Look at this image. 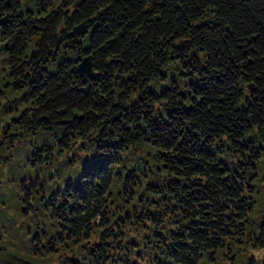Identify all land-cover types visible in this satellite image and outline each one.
I'll use <instances>...</instances> for the list:
<instances>
[{
  "label": "trees",
  "instance_id": "16d2710c",
  "mask_svg": "<svg viewBox=\"0 0 264 264\" xmlns=\"http://www.w3.org/2000/svg\"><path fill=\"white\" fill-rule=\"evenodd\" d=\"M35 2L0 0V264H264V0Z\"/></svg>",
  "mask_w": 264,
  "mask_h": 264
},
{
  "label": "rangeland",
  "instance_id": "374dc122",
  "mask_svg": "<svg viewBox=\"0 0 264 264\" xmlns=\"http://www.w3.org/2000/svg\"><path fill=\"white\" fill-rule=\"evenodd\" d=\"M35 0H24V6L23 8L25 9L26 4H29V7L33 9V6L35 4ZM25 11V10H24ZM5 48V44L4 42H2V40L0 39V89L4 88V85H6V83L9 81H11V78L9 76V63H8V59H7V53H6V49ZM32 51V48H30V50L28 51V54H30ZM53 69V68H52ZM169 74L170 75H176L177 74V70H175L173 67L169 68ZM5 89V88H4ZM159 89V88H157ZM23 95H21L20 93H13V92H9L8 94V99L10 100L9 102L3 101L4 105L2 106L1 110H3L5 113H0V123H6L7 120H9V118L15 113V110L20 107L22 108V103L20 102V98ZM11 110L9 113H6L7 111ZM255 135L253 136V139H255ZM258 141V140H257ZM26 147V146H25ZM17 163V162H16ZM18 165H20L21 169H26L25 168V163L24 160L19 159L18 160ZM0 177L2 178L1 180V190H0V205H10L11 203H15L13 200L14 198H10L12 197L10 196V187H8V182L6 183V178L3 174H5V167L0 168ZM4 177V179H3ZM3 185V186H2ZM4 195V196H1ZM260 206L264 207V201L261 200L260 202ZM14 241V240H12ZM7 243V247H9V249H11V254H15V253H19L20 255L22 254V252H20L21 250L15 247V241L14 242H6ZM253 254H255L256 256H259L260 254H262L263 252H259L257 251H251ZM11 254H4L1 256V260H9L11 258ZM222 264H225L224 260H221ZM53 264H55V262L53 261ZM209 264V263H208Z\"/></svg>",
  "mask_w": 264,
  "mask_h": 264
},
{
  "label": "water",
  "instance_id": "95a60500",
  "mask_svg": "<svg viewBox=\"0 0 264 264\" xmlns=\"http://www.w3.org/2000/svg\"><path fill=\"white\" fill-rule=\"evenodd\" d=\"M83 1L84 0H78V4H80ZM85 32H86V27L85 24L83 23L79 26H76L71 32V34L73 36H81ZM77 69L79 73L85 78H95L97 76V73L94 71V63L92 56H86L81 61H79L77 65ZM250 87L251 90H254L252 86Z\"/></svg>",
  "mask_w": 264,
  "mask_h": 264
}]
</instances>
